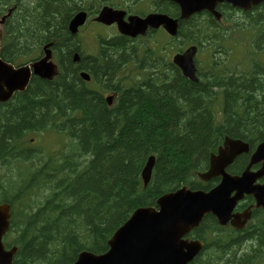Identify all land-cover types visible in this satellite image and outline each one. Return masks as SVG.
Instances as JSON below:
<instances>
[{"label":"trees","instance_id":"trees-1","mask_svg":"<svg viewBox=\"0 0 264 264\" xmlns=\"http://www.w3.org/2000/svg\"><path fill=\"white\" fill-rule=\"evenodd\" d=\"M83 1L0 0V17L15 8L4 27L2 58L14 65L32 62L44 45L54 43L61 68L55 80L35 77L24 93L0 104V203L12 209L7 241L19 248L13 264H73L82 251L106 253L111 237L137 208L157 206L162 195L185 185L209 189L212 184L195 181L196 173L208 168L226 136L254 149L264 130L259 61L242 72L231 67L212 72L205 82L173 77L177 90L165 81L145 91L124 87L115 105L107 106L79 72L109 83L131 63L125 57L131 52L125 40L110 42L101 49L107 59L99 68L95 61L74 62L79 50L68 25ZM90 1L86 5L92 7ZM256 44L264 50V30ZM221 69L216 64L212 71ZM48 130L69 138L63 152L39 156L26 147L29 135ZM152 155L156 164L145 187L141 175ZM248 158L238 163L243 167ZM208 229L219 231L209 242ZM220 230L212 216L203 220L195 237L206 247L192 264H264V221L237 238Z\"/></svg>","mask_w":264,"mask_h":264},{"label":"water","instance_id":"water-1","mask_svg":"<svg viewBox=\"0 0 264 264\" xmlns=\"http://www.w3.org/2000/svg\"><path fill=\"white\" fill-rule=\"evenodd\" d=\"M182 7L183 18L205 7L195 5V0H176ZM11 14V11L7 16ZM126 13L112 8H104L96 19L106 25L116 23L121 34L136 37L144 34L148 26H168L169 20L164 16L150 15L146 19L132 16L125 21ZM7 16L0 20V102L10 101L15 93L24 92L29 86L31 77L37 76L45 80H53L58 74V65L53 61L51 44L44 48L45 56L29 65L15 68L1 58L2 25ZM87 13H78L71 21L69 30L73 36L86 23ZM173 28V27H172ZM170 29V27H169ZM197 48H190L182 56H177L175 64L184 75L197 82L194 57ZM75 62L79 61L75 55ZM81 77L89 80L88 73ZM249 145L239 140L226 138L217 155H212L210 168L199 174L203 181L222 177L221 183L212 190L193 191L184 187L176 192L164 195L158 200V208L137 209L131 218L114 234L109 241V251L103 255H95L84 251L78 256L75 264H189L203 249V243L184 239L193 229L200 226L203 218L212 214L221 225L231 221L236 228H242L250 218L249 213L233 215L238 201L245 195H253L257 206L264 207V184L257 185V180L264 177V138L253 153L247 169L241 176L233 177L226 172L234 160L244 153H249ZM262 163V168L251 172V168ZM156 158L151 156L142 172L144 185L152 180ZM234 194V195H233ZM234 218V219H233ZM245 219V220H244ZM11 208L8 204H0V264H12L18 249L6 251L3 237L10 229ZM243 222V223H241Z\"/></svg>","mask_w":264,"mask_h":264},{"label":"flooded vegetation","instance_id":"flooded-vegetation-1","mask_svg":"<svg viewBox=\"0 0 264 264\" xmlns=\"http://www.w3.org/2000/svg\"><path fill=\"white\" fill-rule=\"evenodd\" d=\"M205 4L213 7L221 15V18H218L213 12L203 9L188 19H182L181 7L174 0H102L104 6L108 5L115 9L125 10L127 13L126 20L130 15L135 14L143 18L149 14L166 15L176 23V27L172 28L176 31L173 32L165 26L149 27L144 36L135 39L120 37L117 34L116 25L107 26L95 21L99 12L91 15L94 12L90 6L88 12L90 11L91 18L88 20L86 27L93 32L92 38L101 37L100 47L105 46L103 43L112 41V43L119 44L125 40L126 50L131 52L129 55L127 53V58L131 59L133 57V61L128 65L138 60L141 69L140 72L135 71L132 73L135 79H130V82L136 86L139 85L145 91L148 89L149 84L153 86L157 82L165 81L163 82L165 85L173 84L172 89L177 90L179 86L173 77L177 79L183 76L182 71L173 64V58L177 54H183L190 47H197L194 61L198 71L197 75L202 80V77L210 75L208 71L202 70V64L204 62H217V55L221 57L222 53L225 52L228 30L242 29L247 31L255 27L253 31L256 33V41L264 30V0H207ZM171 25H173V22ZM104 30H112L115 34L112 37L105 36L102 34L105 32ZM200 30H205L206 34H201ZM133 42L139 45H135ZM94 58L97 60L96 63H100V61H104V58L107 59V56L98 54ZM124 72H120L119 75ZM91 75L92 79L89 83L95 84L100 89L99 92H101L104 99L110 96L116 102L121 89L116 82V77L114 76V81L106 83L104 77L98 79L93 73ZM259 168L260 165L254 167L253 170ZM243 169L241 171L239 168L229 169V173L240 175ZM259 183L263 184L264 179ZM253 201L250 200V197H246L239 204L235 213H241L252 207L255 204ZM260 210L264 212V209L256 210L253 208V221L257 219ZM232 232L238 233L237 231ZM239 235H243V233H239Z\"/></svg>","mask_w":264,"mask_h":264},{"label":"rangeland","instance_id":"rangeland-1","mask_svg":"<svg viewBox=\"0 0 264 264\" xmlns=\"http://www.w3.org/2000/svg\"><path fill=\"white\" fill-rule=\"evenodd\" d=\"M86 3V0L83 1L82 6ZM105 32L102 33L105 36L112 37L113 34H115L114 31L112 30H104ZM250 39H245L243 37V33L240 32V30H228V48L226 47L225 52L222 53L221 57L217 55V59L219 62H223L222 64L225 66H232L234 68L238 69H247L251 67L250 64V57L259 60L260 63L264 64V51H257L252 47V40L254 37V33L252 31ZM93 34L92 31L87 28L86 30V35L89 36V38H86L84 35L85 33L83 31L80 32L79 36L85 37V40H83L81 37L76 36L74 38V42L77 45V50H79L75 54H79V61L76 63H81V62H91L94 63L97 60H95L94 55H98L101 53L100 51V41L101 37L99 36L98 38H92L91 35ZM248 38V36H247ZM235 42L237 47L232 46L229 42ZM78 42V43H77ZM106 44V43H103ZM242 44V46H238ZM230 48V49H229ZM232 48H234L232 50ZM102 49V48H101ZM108 49L105 50V52ZM257 52V53H256ZM82 53V54H81ZM92 54V56H90ZM108 54V51L107 53ZM254 54V55H253ZM105 55V54H104ZM75 57V55H74ZM83 57V59H82ZM89 60V61H88ZM53 61L56 64H59L56 57L53 58ZM30 63V62H28ZM207 63V62H205ZM88 64V63H86ZM92 66V64H88ZM203 65V70H206L207 65ZM99 77V76H97ZM100 78V77H99ZM101 79V78H100ZM122 79V77L120 78ZM114 81V76L110 77V82ZM118 83V80H116ZM174 85H172L173 87ZM97 88V87H96ZM98 89V88H97ZM100 90V89H98ZM106 96V95H105ZM26 147H30L38 152H41L42 155H47V153H50L52 156H56L59 153L57 151H63L66 147H68L67 144V137L54 130H48L47 132L44 133H38V134H31L27 138V144ZM49 156V155H48ZM206 236L209 238V234L207 233Z\"/></svg>","mask_w":264,"mask_h":264},{"label":"bare ground","instance_id":"bare-ground-1","mask_svg":"<svg viewBox=\"0 0 264 264\" xmlns=\"http://www.w3.org/2000/svg\"><path fill=\"white\" fill-rule=\"evenodd\" d=\"M57 5V4H56ZM49 17V16H48ZM124 41V40H123ZM210 41V40H209ZM78 43V42H77ZM209 45V44H208ZM207 45V46H208ZM47 46V45H46ZM217 49H219V48H217ZM124 52H126V51H124ZM82 54V53H81ZM133 54H135V53H133ZM132 54V55H133ZM125 55V54H124ZM124 55H123V57H124ZM117 56V55H116ZM116 56H114V57H116ZM127 55H125V57H126ZM138 56V55H137ZM121 57V56H120ZM129 57V56H128ZM135 57V56H134ZM122 58V57H121ZM133 58V57H132ZM131 58V59H132ZM136 58V57H135ZM105 59V58H104ZM116 59H118V58H116ZM121 60V59H120ZM123 60H124V58H123ZM135 60V59H134ZM127 61V60H126ZM126 61H125V64H126ZM218 61V60H217ZM90 62V61H89ZM101 62V61H100ZM117 62H119V61H117ZM122 63H124V62H122ZM128 63H130V62H128ZM88 64H91V63H88ZM103 65V64H102ZM106 65V64H105ZM124 65V64H123ZM94 67H100V65H99V63H94V65H93ZM118 66V65H117ZM93 67V68H94ZM119 67V66H118ZM98 68H96V69H98ZM104 68V67H103ZM117 68V67H116ZM96 69L94 70V71H96ZM148 69V68H147ZM113 70V69H112ZM116 70V69H115ZM121 70V69H120ZM108 71H109V69H108ZM101 72V71H100ZM95 73V72H94ZM120 73V72H119ZM108 74V73H107ZM111 74V73H110ZM122 74V73H121ZM173 74V73H172ZM100 76V75H99ZM114 80H115V78H114ZM170 80V79H169ZM132 88V87H131ZM125 89V88H124ZM105 90V89H104ZM253 90V89H252ZM116 91V90H115ZM229 92V91H228ZM101 93V92H100ZM77 132V131H76ZM153 149V148H152ZM111 153V152H110ZM118 153V152H117ZM82 162V161H81ZM44 163V162H43ZM169 172V171H168ZM13 176V175H12ZM38 192V191H37ZM48 197V196H47ZM113 203V202H112ZM101 209V208H100ZM70 222V221H69ZM115 234V233H114ZM261 257V256H260Z\"/></svg>","mask_w":264,"mask_h":264}]
</instances>
